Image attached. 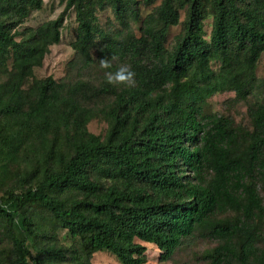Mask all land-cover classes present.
<instances>
[{
	"label": "trees",
	"instance_id": "obj_1",
	"mask_svg": "<svg viewBox=\"0 0 264 264\" xmlns=\"http://www.w3.org/2000/svg\"><path fill=\"white\" fill-rule=\"evenodd\" d=\"M107 5L119 18L139 15L136 0H66L78 22L73 48L87 64L96 9ZM42 6L0 0V248L11 251L8 263L0 253V264H92L103 251L120 264H145L143 243L168 261L186 238L205 231L220 241L212 264H264V103L250 109L252 131L203 110L215 93L235 91L246 100L253 91L264 53V0H161L139 37L106 43L105 56L128 64L130 82L49 76L25 90L61 37L63 15L43 25L38 40H18L16 29ZM182 10L185 28L169 50L168 32ZM97 117L108 122L104 135L88 130ZM228 211L232 219L220 217ZM39 213L83 248L55 243L33 255L28 241L52 235Z\"/></svg>",
	"mask_w": 264,
	"mask_h": 264
},
{
	"label": "rangeland",
	"instance_id": "obj_2",
	"mask_svg": "<svg viewBox=\"0 0 264 264\" xmlns=\"http://www.w3.org/2000/svg\"><path fill=\"white\" fill-rule=\"evenodd\" d=\"M139 11L138 17L128 13L125 17L119 18L114 8L107 5L97 7V26L94 46L91 50L92 62L87 64V56L77 52L73 48V42L78 35V22L73 9H66V0H43V6L40 9L33 10L26 18L23 24L17 29L18 40L34 41L40 36L39 29L45 24H52L61 15H63L60 41L48 47V50L40 64L35 65L32 75L28 76L23 88L28 90L32 84L41 78L52 76L57 81L70 82L78 79H85L93 84L99 85L109 73H115L121 66H127L126 62L119 61L117 58L105 56V46L109 39L124 40L130 34L140 36L142 34L143 23L149 16L155 14L161 0L147 3V0H136ZM186 11L182 10L181 21L178 25L169 29L166 47L171 50L176 44L178 38L183 34L185 28ZM213 24V15L208 14L204 25V37L209 40ZM107 61L110 67H102L101 61ZM11 63V61H10ZM212 68L218 71L220 63L212 62ZM129 69V67H128ZM12 74L18 76L15 66L12 67ZM126 82H130L126 81ZM101 103L108 101L100 100ZM256 103H264V53L258 61L255 77L253 79V91L246 100H241L236 96L235 91H222L208 97L203 105V110L207 114H218L228 117L233 121L235 127L250 130L253 129V121L250 115V109ZM108 122L97 117L88 124V130L97 135H104L108 129ZM259 193L263 199L264 205V184L258 182ZM2 190H0V195ZM235 213L228 211L221 214L222 218L232 219ZM44 228L51 231V237L46 239H36L28 241L33 255H39V249L57 243L58 246L79 247L82 245L74 239L67 229L53 221L47 213H39V219ZM51 229V230H50ZM261 230L264 232V220L261 222ZM147 246V262L145 264H212L211 254L218 247L220 241L211 236L209 232L195 234L184 240L178 247L173 257L168 261L160 259L161 251L153 244L143 243ZM260 245H264L261 243ZM1 256L10 260L11 251L9 245L0 248ZM66 262L65 264H70ZM92 264H120L118 258L110 251L97 252L92 258Z\"/></svg>",
	"mask_w": 264,
	"mask_h": 264
},
{
	"label": "clouds",
	"instance_id": "obj_3",
	"mask_svg": "<svg viewBox=\"0 0 264 264\" xmlns=\"http://www.w3.org/2000/svg\"><path fill=\"white\" fill-rule=\"evenodd\" d=\"M102 67L108 68L110 64L107 61H101ZM133 73L128 69L127 66H121L115 73L107 74V82L109 84L122 83L131 80Z\"/></svg>",
	"mask_w": 264,
	"mask_h": 264
}]
</instances>
